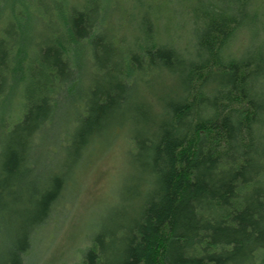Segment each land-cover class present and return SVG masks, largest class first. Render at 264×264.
Listing matches in <instances>:
<instances>
[{"label":"trees","instance_id":"obj_1","mask_svg":"<svg viewBox=\"0 0 264 264\" xmlns=\"http://www.w3.org/2000/svg\"><path fill=\"white\" fill-rule=\"evenodd\" d=\"M125 131L109 213L50 254ZM0 264H264V0H0Z\"/></svg>","mask_w":264,"mask_h":264},{"label":"rangeland","instance_id":"obj_2","mask_svg":"<svg viewBox=\"0 0 264 264\" xmlns=\"http://www.w3.org/2000/svg\"><path fill=\"white\" fill-rule=\"evenodd\" d=\"M173 6H176V3L168 5L167 8L162 5L158 12L166 16ZM178 19L175 18L174 22ZM164 22L162 21L161 25L164 26ZM123 135L124 137L115 142H110L108 150L101 149L103 154L94 157L89 167L81 174V181L76 185V190L68 193L66 209L58 214V221L54 223L55 229L49 230L50 233L41 242L43 247L50 245V254L71 259L84 243L85 235H92L109 213L128 171V133L125 131Z\"/></svg>","mask_w":264,"mask_h":264}]
</instances>
